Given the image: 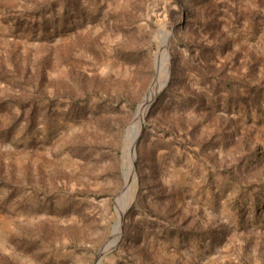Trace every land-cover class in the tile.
Instances as JSON below:
<instances>
[{
  "label": "rangeland",
  "instance_id": "obj_1",
  "mask_svg": "<svg viewBox=\"0 0 264 264\" xmlns=\"http://www.w3.org/2000/svg\"><path fill=\"white\" fill-rule=\"evenodd\" d=\"M98 263L264 264V0H0V264Z\"/></svg>",
  "mask_w": 264,
  "mask_h": 264
},
{
  "label": "bare ground",
  "instance_id": "obj_2",
  "mask_svg": "<svg viewBox=\"0 0 264 264\" xmlns=\"http://www.w3.org/2000/svg\"><path fill=\"white\" fill-rule=\"evenodd\" d=\"M164 33L165 31L162 34ZM168 43H169V35L165 34L163 37V41H162L164 58L162 61L163 63L161 65L159 74L157 78L155 79L154 83L152 84V86L150 87L147 97L139 105L135 118L133 122L129 125L127 132H126L125 141H124L125 149H128L129 151H131L132 157H134V154H135V158H136V146L134 147V145L135 143L137 145L138 141L136 142V140L137 138L139 139V136L141 135L143 131L146 114L149 108L151 107V105L153 104L154 100L156 99V96L161 90L162 84L164 83V80H165V70L167 69V66L169 64V55H168V50H167ZM133 166L134 165H133V158H132L131 162L129 164H126L124 167L125 187L123 189L122 194L118 197L117 203H116V211H117L120 221L122 220V218H124L126 210L129 206V198L132 195V191L136 183V175H135V170ZM120 230H121V227H120ZM118 235L120 238V231H118L117 236ZM112 245H113L112 241L108 242V244H106V249L110 250L114 248L115 246L110 248V246Z\"/></svg>",
  "mask_w": 264,
  "mask_h": 264
},
{
  "label": "water",
  "instance_id": "obj_3",
  "mask_svg": "<svg viewBox=\"0 0 264 264\" xmlns=\"http://www.w3.org/2000/svg\"><path fill=\"white\" fill-rule=\"evenodd\" d=\"M138 140H139V139L137 138L136 142H137ZM135 146H136V143H135L134 147H135ZM122 222H123V218H122V220H121L120 227H122ZM120 235H121V230H120ZM108 251H109V250L106 249V246L103 247V248L101 249L100 254H99V261L101 260L102 256H103L105 253H107Z\"/></svg>",
  "mask_w": 264,
  "mask_h": 264
}]
</instances>
